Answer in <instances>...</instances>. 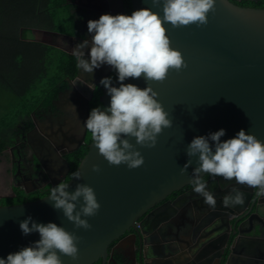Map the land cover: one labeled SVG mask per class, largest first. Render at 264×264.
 <instances>
[{"label": "water", "instance_id": "obj_1", "mask_svg": "<svg viewBox=\"0 0 264 264\" xmlns=\"http://www.w3.org/2000/svg\"><path fill=\"white\" fill-rule=\"evenodd\" d=\"M115 2L121 7L117 13H122L123 0ZM130 2L132 12L148 7L163 16L161 7L153 8L151 0ZM164 27L171 47L181 52L187 65L178 72L170 71L163 82L151 84L158 93L159 102L169 113L172 127L162 131L154 148L136 145L145 162L133 170L126 165H109L98 154L91 139L88 152L75 171L81 173V179L75 180L72 176L66 182L70 193L78 183L94 189L101 207L94 217L87 218L92 225L90 230L76 229L61 211L53 209L47 196L0 206V258L39 240L38 233L25 236L19 228L20 222L31 216L37 223H56L80 238L78 259L73 261L61 256L63 264H95L99 260L106 264L108 248L114 241L135 228L145 213L172 193L191 185L192 170L198 166L196 158H191L192 164L186 173L181 174V168L188 161L186 147L194 137L225 129L223 141L234 138L244 129L246 134L264 142V9L216 0L206 25L172 28L170 24H164ZM73 38L79 43L84 40ZM104 68L95 86L113 70L108 65ZM142 77L128 78L124 83L143 89L146 85ZM91 99L92 94L89 99L80 97L76 111L78 126L74 128L79 139L61 155L78 150L84 143L87 130L83 122L89 116ZM109 101L103 88L99 102L107 107ZM131 142L135 144L134 139ZM93 165L98 166L100 172L92 171Z\"/></svg>", "mask_w": 264, "mask_h": 264}, {"label": "clouds", "instance_id": "obj_2", "mask_svg": "<svg viewBox=\"0 0 264 264\" xmlns=\"http://www.w3.org/2000/svg\"><path fill=\"white\" fill-rule=\"evenodd\" d=\"M151 4L153 8L161 7L163 16L146 7L131 15L103 14L98 20H89L87 29L91 38L77 44L71 53L84 74H93L104 65L111 66L116 73L115 81L112 77L100 80L110 97L109 105L91 109L83 125L91 133L98 154L109 165H126L129 170L140 168L145 162L136 145L154 148L162 131L172 127L169 113L151 84L163 82L170 71L187 67L181 52L171 47L164 24L172 28L206 25L216 0H151ZM85 49H89L87 59ZM141 77L146 85L143 89L124 83L128 78ZM88 88L96 87L92 83ZM225 135L226 130L220 129L194 137L186 147L188 161L181 168V174L186 173L192 164L191 158H196L198 166L192 170L190 184L193 192L213 210L217 200L205 175L257 189V197H264V142L246 134L244 129L234 138L222 141ZM92 171L98 173L100 168L93 165ZM72 176L75 180L81 179L79 171ZM68 187L64 182L52 186L47 201L76 229L90 230L92 225L87 218L94 217L101 207L94 189L78 183L70 193ZM244 203L245 194L238 187H233L221 201L226 208ZM19 228L25 236L38 233L39 240L0 258V264H63L61 256L73 261L78 259L80 238L62 226L53 222L37 223L28 216Z\"/></svg>", "mask_w": 264, "mask_h": 264}, {"label": "flooded vegetation", "instance_id": "obj_3", "mask_svg": "<svg viewBox=\"0 0 264 264\" xmlns=\"http://www.w3.org/2000/svg\"><path fill=\"white\" fill-rule=\"evenodd\" d=\"M70 1L84 40L91 38L87 29L89 20H98L103 14L125 12L124 4L123 12L117 13L121 7L115 0ZM229 1L242 7L264 2ZM37 32L53 35L48 31ZM60 36L65 37V46L71 50L58 44L53 46L72 53L79 42L73 37ZM88 51L85 49L86 59ZM104 69L102 66L93 74L79 70L76 79L70 81L69 89L55 101L54 109L34 116L32 128L26 135L2 151L0 200L15 198L16 190L28 199L38 192H47L59 182L65 183L71 176L66 156L73 152L61 154L79 139V133L74 130L78 126V101L80 97L89 99L91 94L93 97L100 82L95 89L88 87L96 83ZM87 135L88 131L83 144ZM204 179L215 193L214 210L193 192L192 185H188L145 213L135 228L114 241L108 248L106 264H264V197H257V189L225 182L222 177L205 175ZM233 187L244 192L245 203L223 207L222 198Z\"/></svg>", "mask_w": 264, "mask_h": 264}, {"label": "trees", "instance_id": "obj_4", "mask_svg": "<svg viewBox=\"0 0 264 264\" xmlns=\"http://www.w3.org/2000/svg\"><path fill=\"white\" fill-rule=\"evenodd\" d=\"M124 4V14L131 15L130 0H124ZM72 7L70 0H0V154L26 135L32 128L34 116L54 109L55 101L69 89L70 81L79 73L71 53L26 37L27 32L48 31L82 38ZM248 7L264 9V2ZM108 77L115 81V71ZM102 90L99 84L89 103L90 111L102 105L99 102ZM90 142L88 131L85 144L66 156L71 167V176L66 182L88 152ZM50 189L28 199L16 190L15 198L2 199L0 205L35 201L48 196Z\"/></svg>", "mask_w": 264, "mask_h": 264}, {"label": "rangeland", "instance_id": "obj_5", "mask_svg": "<svg viewBox=\"0 0 264 264\" xmlns=\"http://www.w3.org/2000/svg\"><path fill=\"white\" fill-rule=\"evenodd\" d=\"M26 37L30 38V39H36V40L42 41V42L47 43V44H52V45L58 44L59 47L64 48L66 50L68 49L65 46L66 45V42L64 40L65 37L60 36V35H57V36L56 35H48V34L46 35L42 32L31 31V32H27ZM67 42H68V40H67ZM68 50H71V49H68Z\"/></svg>", "mask_w": 264, "mask_h": 264}, {"label": "crops", "instance_id": "obj_6", "mask_svg": "<svg viewBox=\"0 0 264 264\" xmlns=\"http://www.w3.org/2000/svg\"><path fill=\"white\" fill-rule=\"evenodd\" d=\"M34 32H37V31H34Z\"/></svg>", "mask_w": 264, "mask_h": 264}]
</instances>
